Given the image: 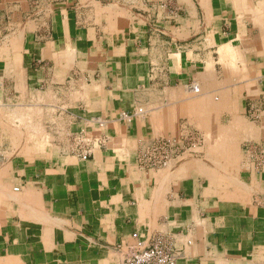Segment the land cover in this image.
I'll return each mask as SVG.
<instances>
[{"label":"crops","instance_id":"crops-1","mask_svg":"<svg viewBox=\"0 0 264 264\" xmlns=\"http://www.w3.org/2000/svg\"><path fill=\"white\" fill-rule=\"evenodd\" d=\"M39 92L92 153L0 139V264H118L134 231L172 233L177 264H264V0H0V100Z\"/></svg>","mask_w":264,"mask_h":264},{"label":"rangeland","instance_id":"rangeland-1","mask_svg":"<svg viewBox=\"0 0 264 264\" xmlns=\"http://www.w3.org/2000/svg\"><path fill=\"white\" fill-rule=\"evenodd\" d=\"M58 102L61 103L59 106ZM66 107L68 105L64 101L49 100L44 92H39L36 98L0 100V139L9 141L10 155L45 156L64 149L77 154L76 150L83 144L92 149L90 142L81 140L83 136L80 134L86 135L85 140L92 139L94 134L84 128L70 131L66 126L60 114ZM14 131H18L17 135Z\"/></svg>","mask_w":264,"mask_h":264},{"label":"built area","instance_id":"built-area-1","mask_svg":"<svg viewBox=\"0 0 264 264\" xmlns=\"http://www.w3.org/2000/svg\"><path fill=\"white\" fill-rule=\"evenodd\" d=\"M142 112L143 109L138 108L132 113H125L122 116L123 118H130ZM89 120L98 125L105 123L103 118L97 116H93ZM80 136H83L81 140H84V142L92 140H85L86 135L83 132ZM195 138L197 137L188 135L180 143L168 138H156L141 148L136 155V161L141 168L145 169L164 167L181 151L197 146L201 138ZM82 146H79L76 151L79 157L85 159L92 152V149L86 148V144ZM252 149L258 164L264 165V143L255 144ZM117 249L120 251L121 256L118 264H177L181 254V249L175 244L174 235L168 232L149 234L143 231H134L131 233V240L119 243Z\"/></svg>","mask_w":264,"mask_h":264}]
</instances>
